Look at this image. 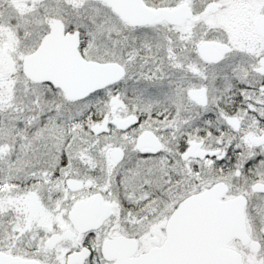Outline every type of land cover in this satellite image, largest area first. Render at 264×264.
<instances>
[{
    "label": "flooded vegetation",
    "instance_id": "flooded-vegetation-1",
    "mask_svg": "<svg viewBox=\"0 0 264 264\" xmlns=\"http://www.w3.org/2000/svg\"><path fill=\"white\" fill-rule=\"evenodd\" d=\"M19 1L25 5L19 10L25 16L22 39L8 57L20 63L25 79L36 83L23 64L55 22L62 24L63 35L77 36L82 59L116 64L123 74L80 99L67 98L49 81H37L68 101L92 97L76 122L88 138L79 139L73 151L58 153L51 146L49 152L19 153L17 168L7 160L0 193V254L39 264H68L73 254L74 261L78 259L73 264H116L117 258L103 256L102 246L122 237L132 260L164 245L168 219L183 200L218 183L226 188L222 199L234 197L228 193L236 186L235 196L245 197V208L244 192L249 189L264 206V189H252L255 183L264 185V0H141L151 9L178 7L181 18L178 23L162 19L140 25L94 0L114 16L117 39L141 27L163 31V43H136L139 40L128 36L134 43L109 46L102 57L95 56L92 30L86 31L88 17L81 25L70 14L57 16L56 0ZM0 49L1 57V44ZM126 77L131 92L122 86ZM18 112H23L18 129L24 142L30 118L25 109ZM42 113L37 144L45 150L52 139L46 125L51 128L54 120L51 109ZM131 116L135 121L128 126L116 125ZM104 122L103 130L92 131L93 125ZM30 131L36 134L37 129ZM145 132L151 137L142 150L138 138ZM73 139L67 136L66 144ZM122 192H129L127 198L120 199ZM94 196L109 205L110 212L98 227L79 231L69 214L77 202ZM154 216L159 220L155 225ZM28 222L39 223L37 231ZM43 228L46 235L39 239L36 233ZM255 241L256 250L237 239L227 247L240 244L256 252L264 234Z\"/></svg>",
    "mask_w": 264,
    "mask_h": 264
},
{
    "label": "water",
    "instance_id": "water-1",
    "mask_svg": "<svg viewBox=\"0 0 264 264\" xmlns=\"http://www.w3.org/2000/svg\"><path fill=\"white\" fill-rule=\"evenodd\" d=\"M102 1L123 20L133 25L149 24L162 19L178 23L181 18L178 7L151 9L141 0ZM77 44V36L63 35L62 24L55 22L51 33L44 37L38 49L25 58L23 67L26 75L34 81L53 83L69 99L83 98L120 79L123 74L120 66L85 61L78 54ZM134 121L131 116L118 120L116 125L125 127ZM104 128L105 122L101 126L91 127L95 133ZM150 137L147 132L141 135L138 138V147L144 150ZM252 189L259 191L264 189V185L255 183ZM225 190V186L218 183L183 200L168 219V237L162 247L130 260L131 250H126L124 244L126 239L114 237L103 244V256L106 259L117 258L116 264H245L239 252L227 247L232 239L237 238L243 245L250 243L253 250L257 249L256 241L250 240L246 232L245 197L238 195L223 200L221 197ZM109 208L98 196H94L88 201L77 202L69 215L75 227L84 231L98 227L109 214ZM129 241L134 248L132 240ZM54 242L55 237L52 236L49 243ZM75 256L76 254L69 256L68 264L77 262L78 259L74 261ZM0 264L39 263L34 260L12 259L0 254Z\"/></svg>",
    "mask_w": 264,
    "mask_h": 264
},
{
    "label": "rangeland",
    "instance_id": "rangeland-1",
    "mask_svg": "<svg viewBox=\"0 0 264 264\" xmlns=\"http://www.w3.org/2000/svg\"><path fill=\"white\" fill-rule=\"evenodd\" d=\"M56 3L54 13L57 16L68 15L69 18L70 14L74 18H77L81 25L83 19L88 17L86 31L89 34L92 30L91 35L95 39L94 48L96 49V57L106 55L108 49L110 50L109 46L113 49L114 47L119 49L121 43H126L127 45L128 43H134L128 36L139 40L136 43L144 41H148L147 43H163V31L161 27L157 29L144 27L130 29L128 30L129 35L127 34L128 36L125 38H115L114 33H117V30L115 29L114 16H111L106 5L97 3L94 0H56ZM24 7L23 2L19 0H0V44L3 46L4 51V55L0 57V193L4 188L3 183L7 172L5 169L7 167V160L11 161V163H17L15 165L17 168L19 167L18 163L21 162L19 160V153L25 151L37 154V152L46 150L49 152L51 151V146L58 153L61 151H73V147L77 146L76 143H78L79 139L84 141L88 138L86 129L78 127L79 125L76 122L77 117L92 102V97L68 101L60 92L52 95L44 85L25 79L21 75V65L19 62H10L11 58L8 56L13 55L14 50L16 51L22 39L23 30L21 31V27L23 26L21 25H23L25 16L23 18L19 14V10ZM123 81L122 86L125 85V88L131 92L129 77L124 78ZM120 92L122 93L121 90ZM124 94L126 93L124 92ZM22 106L25 108H22ZM19 108L21 110L25 109L28 118H30L26 124L27 126H25L26 139L24 142H20L19 139L18 116L23 113L18 112ZM50 109L52 113L51 120H54V123L51 128L49 125H46V129L48 131L51 129L49 137H52V139L50 141L49 138L48 141L52 143L51 145L50 143H46L44 150L42 145L37 144L40 135L39 120L41 119L40 114L48 112ZM31 129H37L36 134L31 133ZM67 136L74 137L75 139L70 140V143L66 144ZM252 162L254 161L250 160V163ZM64 172H66V169H61L60 173ZM30 190L32 189H27L26 194L30 193ZM237 193L235 186L228 194L235 196ZM244 193L248 197L245 208L248 232L252 238L259 241L262 233L264 234V206L260 204L258 194L252 193L250 189ZM128 195L129 192H122L120 199L127 198ZM112 197L115 198L114 196ZM158 221L157 216H154L152 220L153 225L157 224ZM28 225L34 226L31 229L32 231H37L36 227L40 224L28 222ZM36 234L39 239H42L46 235L44 228ZM233 246L243 254L245 262L249 264H264V242L260 243V248L256 252L252 251L248 246H241L240 244H234Z\"/></svg>",
    "mask_w": 264,
    "mask_h": 264
}]
</instances>
